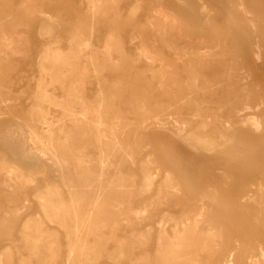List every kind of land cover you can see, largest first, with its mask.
Here are the masks:
<instances>
[{"label":"rangeland","instance_id":"1","mask_svg":"<svg viewBox=\"0 0 264 264\" xmlns=\"http://www.w3.org/2000/svg\"><path fill=\"white\" fill-rule=\"evenodd\" d=\"M161 263L264 264V0H0V264Z\"/></svg>","mask_w":264,"mask_h":264},{"label":"bare ground","instance_id":"2","mask_svg":"<svg viewBox=\"0 0 264 264\" xmlns=\"http://www.w3.org/2000/svg\"><path fill=\"white\" fill-rule=\"evenodd\" d=\"M180 1V0H179ZM241 2V1H240ZM242 4V3H241ZM254 28V27H253ZM256 31V30H255ZM254 31V32H255ZM87 44V43H86ZM258 45V44H257ZM258 47H260V46H258ZM259 51V50H258ZM196 103V102H195ZM194 103V104H195ZM199 103V102H198ZM197 104V103H196ZM247 106V105H246ZM257 106V105H256ZM248 109V108H247ZM238 111V110H237ZM157 116V115H156ZM156 118H158V117H156ZM166 118V117H165ZM167 119V118H166ZM259 119V118H258ZM260 120V119H259ZM156 121V123L158 124V125H160V126H163V125H165L164 123H165V121H163V120H155ZM154 121V122H155ZM253 121H255V120H253ZM226 122V121H225ZM176 123V122H175ZM250 123V122H249ZM252 123V122H251ZM254 123H256V121L254 122ZM253 123V125H255ZM172 125V124H171ZM243 125V124H242ZM99 126V125H98ZM178 126V125H177ZM180 126V125H179ZM255 126H257V125H255ZM177 128V127H176ZM183 128L184 127H178V129H177V133L179 134V135H181V132H182V130H183ZM255 129V128H254ZM257 129V128H256ZM176 133V134H177ZM204 135V134H203ZM229 137V136H228ZM98 139H100L99 137H97V140ZM213 139H216V138H213ZM222 139H223V137H222ZM222 139L220 138V136H219V138H218V141L220 142V140H221V144H223V141H222ZM211 141H212V139H210ZM229 140V139H228ZM181 141L182 142H184L187 146H189V147H191V148H193V149H202V150H205V149H207V150H210L212 147H211V145H212V142L211 141H209V139L208 138H206L205 136L203 137H201V136H199V135H194V136H184V135H182L181 136ZM225 141V140H224ZM227 141V140H226ZM214 143H215V141H214ZM204 198V197H203ZM207 201V200H206ZM206 201H204V202H206ZM204 202H202V206H204ZM191 223V222H190ZM187 226V225H186ZM193 232H195V230H193ZM175 250V249H174ZM167 253V252H166ZM164 258V257H163ZM157 259H158V257H157ZM163 263V262H162ZM161 263V264H162Z\"/></svg>","mask_w":264,"mask_h":264}]
</instances>
